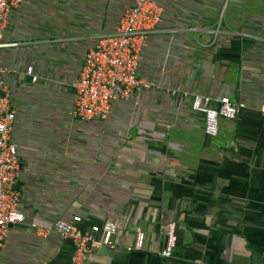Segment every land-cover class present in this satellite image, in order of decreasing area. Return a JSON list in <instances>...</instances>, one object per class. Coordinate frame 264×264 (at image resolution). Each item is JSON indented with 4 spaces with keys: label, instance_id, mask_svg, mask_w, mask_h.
Segmentation results:
<instances>
[{
    "label": "crops",
    "instance_id": "1",
    "mask_svg": "<svg viewBox=\"0 0 264 264\" xmlns=\"http://www.w3.org/2000/svg\"><path fill=\"white\" fill-rule=\"evenodd\" d=\"M156 1L160 31L138 68L155 88L90 121L72 116L70 84L134 0H27L10 10L2 42L18 45L2 49L1 65L25 223L9 230L0 264H71L70 242L28 225L75 217L96 241L106 221L116 225L85 264H264V0ZM193 96L244 108L212 138ZM170 222L177 245L162 259Z\"/></svg>",
    "mask_w": 264,
    "mask_h": 264
},
{
    "label": "built area",
    "instance_id": "2",
    "mask_svg": "<svg viewBox=\"0 0 264 264\" xmlns=\"http://www.w3.org/2000/svg\"><path fill=\"white\" fill-rule=\"evenodd\" d=\"M27 0H0V251L11 228L25 223L21 210V194L16 189L20 161L17 147L11 142L10 134L15 122L10 95L4 87L3 78L9 72L1 65V51L16 47L15 43H4L8 15L12 8ZM163 10L156 0H134L128 7L112 34L97 36L86 52L78 76L70 87L75 95L72 116L82 121L106 120L116 102L131 100L137 92L155 88L138 77L139 57L149 37L160 31ZM32 75V69H26ZM32 81H36L33 77ZM182 96L186 97L187 94ZM244 108L242 103L222 98L214 103L206 96H193L191 109L204 117V133L216 137L219 120H235ZM81 219L56 220L47 226L30 223L28 226L43 239L56 235L71 243V264H85L95 245H108L116 233V225L106 221L101 227V237L95 240L92 231L78 227ZM165 246L158 254L162 259L173 257L177 245L176 223L165 227ZM135 250L144 247V234L135 232Z\"/></svg>",
    "mask_w": 264,
    "mask_h": 264
}]
</instances>
